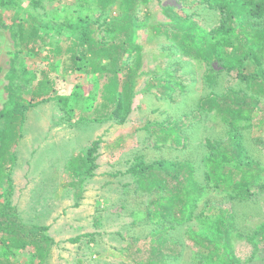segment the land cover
<instances>
[{"label":"rangeland","instance_id":"rangeland-1","mask_svg":"<svg viewBox=\"0 0 264 264\" xmlns=\"http://www.w3.org/2000/svg\"><path fill=\"white\" fill-rule=\"evenodd\" d=\"M19 2L21 14L14 7L0 8L6 24L16 11L21 15L19 22H26L27 13L34 16L46 13L61 25L73 23L77 18L95 21L99 17L110 19L117 15L115 7L100 15L96 8L81 7L76 0ZM166 7H175L177 13L182 8L189 14L195 12L200 24L208 29L219 24L218 15L204 11L195 0L186 4L177 0H150L148 7L139 11L141 27L137 30V42L142 45L143 68L148 72L137 83L125 124L118 125L110 120L88 123L95 105L100 102L98 89L102 81L81 72L64 76L61 69L58 76L51 75L55 80L53 96L57 99L40 103L25 113L19 128L20 138L12 149L14 158L10 153L2 157L10 180L4 179L0 191L3 197L9 196L13 212L24 224L48 227L46 235L52 242L43 262L33 258L30 247L8 255L1 244L0 259L9 256V261L18 264H145L150 250L147 237L155 227L132 225L130 214L137 208L144 209L149 199L134 191V178L116 173L126 172L136 157H142L146 163L189 161L194 165L199 183L207 184L204 180L206 167L202 162L207 153L205 142L208 139L212 142L225 140L227 128L220 117L198 112V102L211 92L221 94L245 87L232 72L219 75L216 85L209 88L204 83L203 65L196 66L191 60L177 55L164 38L149 34L150 25L169 23L164 12ZM15 33L16 27L12 31L0 28V110L7 102L5 76L10 60L19 49ZM63 33V37L53 36L45 49L63 44L67 31ZM99 36L109 37L103 32ZM166 47H170L171 52L164 51ZM45 53L42 50L40 57H33L23 52L19 58L28 72L39 74L48 66L49 61L43 59ZM212 65L215 73L222 70L216 62ZM156 68L159 73H155ZM168 77L173 91H161L158 88L168 82ZM176 83L180 86H174ZM75 92L81 93L80 98L74 96ZM23 99L29 100L26 95ZM65 99L68 100L67 108L62 104ZM260 100L254 122L264 120V98ZM83 115L87 118L84 122L80 120ZM171 119L187 125L186 147L176 149L165 145L155 149L156 134L152 131L159 133L155 124H164ZM2 127L0 122V131ZM241 134L246 158L254 161L258 170L256 179L248 186L250 197L239 201L225 191L206 189L196 213L206 209L204 203L212 206L211 212L215 215L220 209L227 211L234 218V230L230 233L235 255L233 263L264 264V240H261L260 230L264 226V124L243 130ZM97 140L100 143L93 176L77 179L76 174L70 176V166L77 156L85 154ZM248 160H242L240 164ZM193 232L203 233L206 228L195 220L169 228L168 236L178 243L177 249L181 253L176 259H168L167 264L203 263L207 252L191 241L189 236ZM76 237H80L77 242H69ZM222 252L220 250L219 254L224 255Z\"/></svg>","mask_w":264,"mask_h":264},{"label":"trees","instance_id":"trees-1","mask_svg":"<svg viewBox=\"0 0 264 264\" xmlns=\"http://www.w3.org/2000/svg\"><path fill=\"white\" fill-rule=\"evenodd\" d=\"M76 1L81 7L96 8L100 15L115 7L117 15L110 19L99 17L95 21L77 18L73 23L61 25L46 13L37 16L27 13L26 22H19L23 13L19 0H0V8L8 10L14 7L20 12L13 13L7 24L0 14L1 29L12 31L16 27L15 38L19 48L10 60L5 76L8 82L7 102L0 110V122L3 124L0 131V187L4 179L10 180L2 162L3 154L10 153L14 158L12 149L20 138L19 128L25 113L40 103L57 99L53 96L55 80L51 75L58 76L61 69L64 76L77 72L95 76L102 81L98 89L100 102L92 111V119L88 121L83 115L80 120L88 123L110 120L123 125L131 111L137 83L148 72L143 68V49L137 42V30L141 27L139 11L146 9L150 0ZM177 1L186 4L194 0ZM195 1L202 5L204 11L218 15L217 26L205 28L197 20L195 12L189 14L182 8L177 13L175 7H166L164 12L170 19L169 23L150 25L149 34L164 38L177 55L191 60L196 66L203 65L204 83L209 88L216 85V79L222 73L235 72L245 89H229L221 94L211 92L198 102V112L220 117L227 128L225 140L212 142L208 139L205 142L207 153L202 162L206 167V185H201L196 179L194 165L189 161L146 163L142 157H136L126 172L116 173L134 178L136 192L149 199L144 210L131 213L132 225L151 224L155 227L147 237L150 250L145 264H167L168 259L178 258L181 251L177 249L178 243L168 236L169 228L171 230L192 220L206 228V232H193L189 236L196 246L207 252L203 263L199 264H234L235 255L230 243L234 218L222 209L215 215L207 203L203 204L206 209L197 214V205L206 189H219L232 199L244 201L250 197L249 184L257 177L256 163L246 158L241 133L264 124V120L253 121L258 116L256 109L260 99L264 98V0ZM64 31L67 35L63 44L45 49L53 36L63 37ZM101 32L109 37L99 36ZM171 48L163 50L171 52ZM42 50L46 52L43 59L49 61L48 66L39 74L28 72L19 55L25 52L40 57ZM214 62L222 70L215 73ZM155 73H159V68ZM167 80L158 89L172 92V81L169 77ZM174 86L180 85L176 83ZM73 94L76 98L81 96V93ZM24 95L28 96V101H24ZM62 104L67 108L68 100H63ZM155 125L159 129V133L152 131L156 134L155 149L165 145L176 149L186 147L187 125L172 119ZM99 143L100 140L94 141L85 154L77 156L70 166V176L76 174V179L93 176L97 169L95 161ZM242 160L248 161L240 164ZM13 211L9 196L3 197L0 191V244L8 255L30 247L33 258L43 262L52 242L46 235L48 227L28 226ZM260 230L261 240H264V226ZM79 239L76 237L69 242L75 243ZM220 250L224 255L219 254ZM8 257L0 259V264H18L9 261Z\"/></svg>","mask_w":264,"mask_h":264},{"label":"crops","instance_id":"crops-1","mask_svg":"<svg viewBox=\"0 0 264 264\" xmlns=\"http://www.w3.org/2000/svg\"><path fill=\"white\" fill-rule=\"evenodd\" d=\"M79 182H80V183H83V181L80 180V179H79ZM134 191H135V189H134ZM135 210H136V211H142V210H144V209H138V208H137V209H135ZM131 213H132V212H131ZM130 216H131V214H130Z\"/></svg>","mask_w":264,"mask_h":264}]
</instances>
